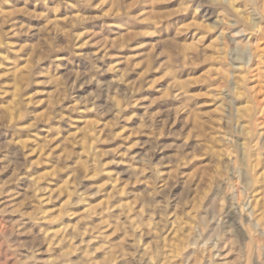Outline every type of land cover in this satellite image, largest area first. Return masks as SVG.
<instances>
[{"label": "rangeland", "instance_id": "374dc122", "mask_svg": "<svg viewBox=\"0 0 264 264\" xmlns=\"http://www.w3.org/2000/svg\"><path fill=\"white\" fill-rule=\"evenodd\" d=\"M0 264H264V0H0Z\"/></svg>", "mask_w": 264, "mask_h": 264}]
</instances>
